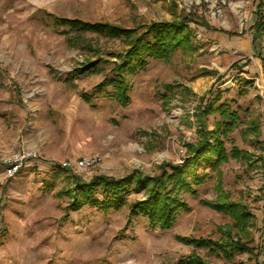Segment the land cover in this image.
I'll return each instance as SVG.
<instances>
[{
    "label": "rangeland",
    "instance_id": "1",
    "mask_svg": "<svg viewBox=\"0 0 264 264\" xmlns=\"http://www.w3.org/2000/svg\"><path fill=\"white\" fill-rule=\"evenodd\" d=\"M259 3L264 14V0H0V264H175L191 254L209 264H254L247 254L226 261L176 236L217 241L219 227L231 225L228 215L199 202L219 199V173L222 191L255 216L243 239L264 248V65L253 58L249 29ZM49 14L129 28L194 15L213 29L191 23L196 52L148 60L144 70L127 75L130 102L121 106L110 88L93 91L112 76V64L103 61L99 72L72 83L65 79L84 61H115L110 53L126 46L77 34ZM262 48L264 55V31ZM210 89L221 90L222 101L240 116L225 140L227 150L233 145L263 157L257 166L230 158L206 168L198 195L181 194L189 210L179 211L168 230L130 218L128 206L106 212L69 206V177L121 178L134 170L155 175L164 162H181L184 143L197 137L200 98ZM207 122L212 129L213 114ZM20 150L37 157L7 178L4 159ZM90 156L98 160L87 170L60 167ZM142 196L132 193L128 202Z\"/></svg>",
    "mask_w": 264,
    "mask_h": 264
},
{
    "label": "trees",
    "instance_id": "2",
    "mask_svg": "<svg viewBox=\"0 0 264 264\" xmlns=\"http://www.w3.org/2000/svg\"><path fill=\"white\" fill-rule=\"evenodd\" d=\"M262 8V3H259L254 11L253 24L249 29L253 58L264 65ZM49 16L52 17L50 14ZM52 18L58 25L66 26L77 34L91 32L109 39L120 40L126 46L121 53H110V57H114L115 61L100 58L84 61L70 71L65 79L66 82L72 83L78 77L99 72L103 61L112 64V76L105 77L93 88V91L102 93L110 88L115 100L121 106H126L130 102L131 86L127 81V75L134 76L144 70L148 60L168 61L177 51L196 52L199 45L195 41L191 23L213 29L203 18L199 19L194 15L170 21H153L132 28L106 22H86L54 16ZM245 83L249 82L245 81ZM164 88L169 89L170 85H164ZM221 95V90L210 89L200 98L196 110L197 137L194 142L184 143L186 150L181 162H164L159 167L160 172L155 175H144L134 170L121 178L99 175L89 181H82L79 177L72 179L69 177L66 190L71 196L69 206L73 210L88 206L105 212L128 206L130 218L141 216L148 221L150 228L168 230L174 225L179 211L189 210L181 194L187 192L193 196L198 195L195 187L203 184L208 178L206 168L215 170L230 158L243 161L247 166H257L258 162L263 161V157L255 159L252 153L233 145L227 150L225 140L238 126L240 116L238 110L232 109L228 102L222 101ZM85 100L90 101V98L85 96ZM210 114L214 115L212 129L207 122ZM199 169L203 170L199 171ZM217 187L220 191L219 199L216 201L200 199L199 202L230 218L231 225L225 229L219 227L222 233L221 239L215 241L209 238L176 236V240L194 248L206 249L210 253L222 256L226 261L232 260L236 254H247L248 260L253 261L254 264H264L259 262L260 256L263 255V245L251 246L252 239L249 236L247 241L243 239L244 234L254 225L255 216L246 204L231 200L230 195L222 191L219 173ZM140 192L143 194L142 197L136 198L131 203L128 202L130 194ZM262 228L264 230V225ZM175 264L209 263L198 255L191 254L179 258Z\"/></svg>",
    "mask_w": 264,
    "mask_h": 264
},
{
    "label": "built area",
    "instance_id": "3",
    "mask_svg": "<svg viewBox=\"0 0 264 264\" xmlns=\"http://www.w3.org/2000/svg\"><path fill=\"white\" fill-rule=\"evenodd\" d=\"M37 157L35 152L20 150L17 153H14L10 157L4 159V174L7 178H14L22 168L27 164L28 161L33 160ZM96 156L82 157L77 159L74 164L68 161H62L60 167L66 170L69 169H81L87 170L97 163Z\"/></svg>",
    "mask_w": 264,
    "mask_h": 264
},
{
    "label": "crops",
    "instance_id": "4",
    "mask_svg": "<svg viewBox=\"0 0 264 264\" xmlns=\"http://www.w3.org/2000/svg\"><path fill=\"white\" fill-rule=\"evenodd\" d=\"M250 46H251V43H250ZM252 50V49H251ZM256 61V59H254Z\"/></svg>",
    "mask_w": 264,
    "mask_h": 264
}]
</instances>
